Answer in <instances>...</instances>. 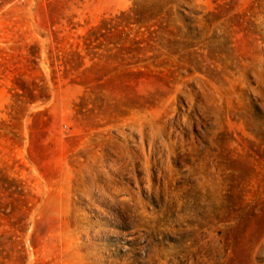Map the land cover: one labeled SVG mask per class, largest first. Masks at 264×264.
Segmentation results:
<instances>
[{
    "label": "rangeland",
    "instance_id": "rangeland-1",
    "mask_svg": "<svg viewBox=\"0 0 264 264\" xmlns=\"http://www.w3.org/2000/svg\"><path fill=\"white\" fill-rule=\"evenodd\" d=\"M0 264H264V0H0Z\"/></svg>",
    "mask_w": 264,
    "mask_h": 264
}]
</instances>
